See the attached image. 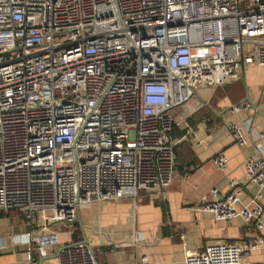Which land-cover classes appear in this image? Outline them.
I'll return each mask as SVG.
<instances>
[{"label":"built area","instance_id":"2783aa9c","mask_svg":"<svg viewBox=\"0 0 264 264\" xmlns=\"http://www.w3.org/2000/svg\"><path fill=\"white\" fill-rule=\"evenodd\" d=\"M246 66L264 67V0H0V212L23 214L26 260L100 264L88 243L60 244V228L72 234L86 205L163 193L175 175L172 112ZM228 130L246 145L237 124ZM212 161L227 168L223 153ZM244 169L258 188L249 205L236 208L230 181L199 211L261 231L264 151ZM259 249V235L213 242L183 264H241Z\"/></svg>","mask_w":264,"mask_h":264},{"label":"crops","instance_id":"0c3cea01","mask_svg":"<svg viewBox=\"0 0 264 264\" xmlns=\"http://www.w3.org/2000/svg\"><path fill=\"white\" fill-rule=\"evenodd\" d=\"M241 103L248 109L231 113L230 108ZM181 109L189 113L187 118L194 117V124L188 127L186 142L174 153L172 184L163 193L140 190L135 198L90 204L80 210L83 230L78 226L77 241L86 238L98 263L134 264L145 257L152 264H183L187 255L201 252L209 243L235 242L254 235L264 238V209L261 231L253 221L237 217L226 223L199 211L202 204L214 199L211 189H217L216 198H221L230 181L236 185L237 209L249 205L258 191L246 182L244 164L264 151V139L255 136L264 130V67H243L238 81L197 90ZM231 123L241 128L245 146L233 142L228 130ZM218 153L227 158V168L222 171L212 161ZM260 193L264 208V188ZM3 213L9 218L0 223V264H30L21 242L28 230L25 218L17 211ZM70 234L59 235L60 244L76 242ZM35 260L39 264L40 258ZM42 264H57L54 252ZM241 264H264V249L250 252Z\"/></svg>","mask_w":264,"mask_h":264},{"label":"trees","instance_id":"16d2710c","mask_svg":"<svg viewBox=\"0 0 264 264\" xmlns=\"http://www.w3.org/2000/svg\"><path fill=\"white\" fill-rule=\"evenodd\" d=\"M185 123H186V128H182L180 127L175 121L172 122V129L170 131V134H169V138L170 140L174 143V153L177 154V149H178V146L179 144H183L185 143V139H186V136H187V130H188V127H191L193 124H194V117H188L186 118L185 120ZM185 137V139H184ZM178 141V144L176 142ZM20 214V217L23 219V214L18 212ZM75 227L78 229V225L76 223H74ZM79 230H77V232L74 230V232H72L71 234V240H76L79 239V233H78ZM95 254V253H94ZM96 257V255H95ZM38 256L37 254H34V259H37ZM97 260V258H96Z\"/></svg>","mask_w":264,"mask_h":264},{"label":"rangeland","instance_id":"374dc122","mask_svg":"<svg viewBox=\"0 0 264 264\" xmlns=\"http://www.w3.org/2000/svg\"><path fill=\"white\" fill-rule=\"evenodd\" d=\"M203 110H206V109L203 108ZM199 114H200V110H199V112L197 111L195 113L196 116H199ZM187 116H189V113L183 111L181 108H177V109L174 110V112H172V120L175 121L182 128H185L187 126L186 123H185V119L187 118ZM189 133H191L190 130H189ZM12 213H15V212H12ZM7 214L3 213V212H0V217H2V218H0V223H4V222H6V220H8L9 217L5 216ZM60 229H61V230H59L60 231L59 232L60 235L65 234L66 230L64 228H60ZM71 229H72V231L75 230L76 232H77V230H79V228L77 229L75 227V225H73ZM78 233H79V231H78Z\"/></svg>","mask_w":264,"mask_h":264},{"label":"water","instance_id":"95a60500","mask_svg":"<svg viewBox=\"0 0 264 264\" xmlns=\"http://www.w3.org/2000/svg\"><path fill=\"white\" fill-rule=\"evenodd\" d=\"M244 101H245V103L250 104V100H249L248 97H246ZM75 223L81 228V230H83V227H82V223H81V219H80L79 214L77 215V218H76V222H75ZM81 242H83V243H88L85 237H83V239H82ZM45 259H46V258H40L39 264H42V262H43Z\"/></svg>","mask_w":264,"mask_h":264}]
</instances>
